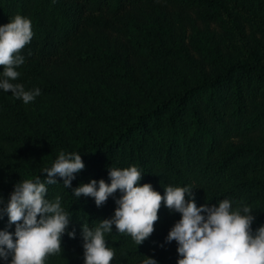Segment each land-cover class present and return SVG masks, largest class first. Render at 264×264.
Here are the masks:
<instances>
[{
	"label": "trees",
	"instance_id": "16d2710c",
	"mask_svg": "<svg viewBox=\"0 0 264 264\" xmlns=\"http://www.w3.org/2000/svg\"><path fill=\"white\" fill-rule=\"evenodd\" d=\"M16 15L31 20L34 37L13 83L41 95L25 104L0 89V196L7 202L25 179L43 182L61 151L85 164L71 188L59 176L47 185L75 238L66 233L46 264H84L83 224L112 219L122 194L97 207L73 189L110 184L111 167L136 166L140 186L162 196L190 187L197 207L248 205L253 233L264 226V0H0V26ZM180 219L162 205L141 246L113 225L110 264H177L167 237ZM0 231L14 236L6 214Z\"/></svg>",
	"mask_w": 264,
	"mask_h": 264
},
{
	"label": "clouds",
	"instance_id": "9594fccd",
	"mask_svg": "<svg viewBox=\"0 0 264 264\" xmlns=\"http://www.w3.org/2000/svg\"><path fill=\"white\" fill-rule=\"evenodd\" d=\"M34 37L32 22L16 15L10 23L0 26V89L11 92L16 99L29 104L41 95V90H25L19 83L21 73L17 69L25 63L21 54ZM81 155L61 151L50 168L43 169L46 179L41 182L25 179L14 186L10 199L0 196V219L6 214L10 225H15L14 236L0 231V259L10 264H46L50 255L62 251V238L67 233L75 238V232H67L69 214L61 206V198L46 199L47 185L63 179L65 188H71L77 173L84 170ZM111 183L103 179L73 189L76 197H92L97 207L104 205L117 191L122 195L116 200L118 207L112 219H105L95 229L82 226L84 264H110L115 250L108 247L105 233H111L113 225L121 235H129L137 245H142L155 231L162 205L180 213L181 219L168 234L167 241H176L181 257L177 264H264V226L253 233L252 208L222 200L218 206L197 207L190 187H165V195L154 190L151 184H143L141 171L136 166L126 169L111 167ZM98 183V187H97ZM191 199H188V198ZM205 213L206 215H202ZM15 237V238H14ZM142 264H157L146 257Z\"/></svg>",
	"mask_w": 264,
	"mask_h": 264
},
{
	"label": "rangeland",
	"instance_id": "374dc122",
	"mask_svg": "<svg viewBox=\"0 0 264 264\" xmlns=\"http://www.w3.org/2000/svg\"><path fill=\"white\" fill-rule=\"evenodd\" d=\"M170 14H171L172 18L177 17V13L174 10H171Z\"/></svg>",
	"mask_w": 264,
	"mask_h": 264
}]
</instances>
